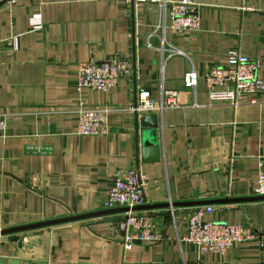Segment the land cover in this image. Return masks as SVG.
<instances>
[{"label":"crops","instance_id":"1","mask_svg":"<svg viewBox=\"0 0 264 264\" xmlns=\"http://www.w3.org/2000/svg\"><path fill=\"white\" fill-rule=\"evenodd\" d=\"M174 1L0 0V230L108 209L123 168L147 174L146 204L256 196L264 90L237 105L211 102L204 75L239 49L261 60L264 80V0H193L197 31L170 27ZM38 13L43 26L34 29ZM159 24L166 27L154 32ZM114 56L132 63L131 77L108 92L77 89L80 62ZM190 68L200 75L195 94L183 79ZM162 89L178 90L183 105L153 112L160 157L143 160L136 127L145 115L133 107L141 90L158 99ZM93 107L109 109V132L78 134L79 109ZM210 205L206 219L251 225L258 235L201 253L184 239L196 206L158 207L143 210L157 222L158 242L126 249L114 228L125 213L105 214L0 234V264H264V199Z\"/></svg>","mask_w":264,"mask_h":264},{"label":"built area","instance_id":"2","mask_svg":"<svg viewBox=\"0 0 264 264\" xmlns=\"http://www.w3.org/2000/svg\"><path fill=\"white\" fill-rule=\"evenodd\" d=\"M123 1L126 4H137L148 1L166 3V0H109ZM193 0H177L172 2L170 27L177 31H197L201 27L200 16L195 10ZM34 29H41L43 19L40 13L30 18ZM166 26L159 24L154 32ZM149 46L151 44L149 43ZM180 53L176 48L170 49V55ZM227 65L211 66L204 75L205 84L211 102L239 103V98L246 93L264 90V80L259 77L261 60L251 58L239 49L227 52ZM132 63L123 57L114 56L105 62L83 61L79 63L77 72V89H96L108 92L114 89L123 77L133 74ZM185 87L196 93L200 75L195 68L188 69L184 74ZM134 112L146 115L162 112L165 109L177 108L183 105L178 90L162 89L160 98L152 97L149 90H141L136 96ZM195 105H198L195 102ZM109 109L104 107L81 108L78 111V134L101 136L109 132ZM7 136V121L5 114H0V138ZM148 176L140 168H123L116 172L107 192L106 206L108 208L144 204ZM255 195H264V166L258 170ZM213 206L200 205L194 207L188 216L187 232L184 239L196 245L201 253H223L236 242L254 238L258 232L251 225L234 224L206 219V213ZM120 234L123 246L131 249L136 242H158L161 239L157 222L144 211H131L119 218L114 227Z\"/></svg>","mask_w":264,"mask_h":264},{"label":"water","instance_id":"3","mask_svg":"<svg viewBox=\"0 0 264 264\" xmlns=\"http://www.w3.org/2000/svg\"><path fill=\"white\" fill-rule=\"evenodd\" d=\"M140 121V126L142 128L141 132H139V122L136 127V137H137V149H139V136L141 133V152L143 160H157L160 155V148L158 144V140L156 137V130L158 125V115L157 114H146ZM139 151V150H138ZM138 153V152H137ZM264 195H256L242 198H216V199H205V200H193V201H179V202H166L160 204H140L133 207L123 206V207H115L108 208L104 210H98L94 212H88L73 216H67L64 218H58L53 220H45L41 222L21 225L17 227L7 228L4 230H0V234H10L16 232L27 231L31 229L46 227V226H54L65 223H71L75 221H80L83 219L96 217L105 214H113V213H128L131 211H143L149 210L158 207H169V206H200V205H208V204H219V203H232V202H243V201H253V200H263Z\"/></svg>","mask_w":264,"mask_h":264}]
</instances>
